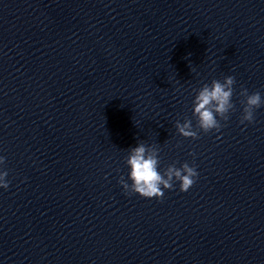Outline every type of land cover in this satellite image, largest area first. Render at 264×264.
<instances>
[{"label": "clouds", "instance_id": "1", "mask_svg": "<svg viewBox=\"0 0 264 264\" xmlns=\"http://www.w3.org/2000/svg\"><path fill=\"white\" fill-rule=\"evenodd\" d=\"M234 76H226L223 81L213 79L211 83H205L196 92L193 100V117L196 120L195 127L191 119L185 118L181 123H175L179 135L184 138L196 140L199 132L205 134L215 130L219 132L223 125L221 120L227 121L230 113L235 110L233 103ZM244 99L241 124H251L255 120V111L264 106V97L259 91L249 93L247 88L242 87L239 93ZM125 163L129 168L128 179L123 176L119 179L125 194H137L142 198L163 200L165 190H173L179 184L180 192H187L197 181L199 173L195 164L184 162L180 167L175 163L168 165L163 172L159 170V148L139 141L137 146L128 150ZM190 155H193L190 153ZM6 164V158L0 156V167ZM8 172L0 171V188L7 190L10 181L6 179ZM130 181V182H129Z\"/></svg>", "mask_w": 264, "mask_h": 264}]
</instances>
